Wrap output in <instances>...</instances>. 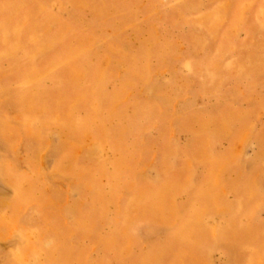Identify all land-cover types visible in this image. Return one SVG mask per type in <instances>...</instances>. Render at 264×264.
<instances>
[{"label": "rangeland", "instance_id": "obj_1", "mask_svg": "<svg viewBox=\"0 0 264 264\" xmlns=\"http://www.w3.org/2000/svg\"><path fill=\"white\" fill-rule=\"evenodd\" d=\"M0 264H264V0H0Z\"/></svg>", "mask_w": 264, "mask_h": 264}]
</instances>
